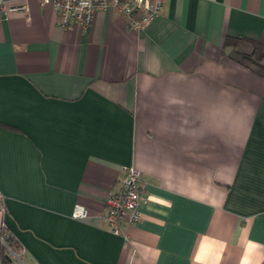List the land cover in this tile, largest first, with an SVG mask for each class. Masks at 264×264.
I'll list each match as a JSON object with an SVG mask.
<instances>
[{
	"label": "crops",
	"instance_id": "1",
	"mask_svg": "<svg viewBox=\"0 0 264 264\" xmlns=\"http://www.w3.org/2000/svg\"><path fill=\"white\" fill-rule=\"evenodd\" d=\"M9 1L28 15L0 17V227L22 262L264 264V60L243 58L264 53V0H163L139 30ZM123 166L143 202L114 234Z\"/></svg>",
	"mask_w": 264,
	"mask_h": 264
},
{
	"label": "built area",
	"instance_id": "2",
	"mask_svg": "<svg viewBox=\"0 0 264 264\" xmlns=\"http://www.w3.org/2000/svg\"><path fill=\"white\" fill-rule=\"evenodd\" d=\"M39 3L50 4L59 16V24L69 27L77 24L88 27L93 21L96 11L109 8L117 9L127 18L129 28L139 30L156 19L163 11V0H39ZM9 12L28 15V6L9 0H0V17ZM119 186L109 192L106 200L105 219L111 233L118 234L123 224H134L140 218L139 206L143 202L140 189V172L133 166H123L120 169ZM88 216L87 209L81 204H75L71 217L83 219ZM11 233L4 223L0 227V240L10 258L9 264H24L23 247L13 250L9 246ZM2 264V263H1Z\"/></svg>",
	"mask_w": 264,
	"mask_h": 264
},
{
	"label": "trees",
	"instance_id": "3",
	"mask_svg": "<svg viewBox=\"0 0 264 264\" xmlns=\"http://www.w3.org/2000/svg\"><path fill=\"white\" fill-rule=\"evenodd\" d=\"M244 41L243 39H238V38H233L230 36H226L224 39L225 45H230L233 49V51L237 48V46ZM251 44L253 46V51L250 55H244L243 58L246 61H253L254 63L258 64V62L264 60V53L262 52V47L257 41H251ZM11 241L9 242V246L13 250H17V248L20 247V244L18 241L12 236H10ZM3 250V259H2V264H9L10 263V258L7 255L5 249L2 247ZM5 251V252H4Z\"/></svg>",
	"mask_w": 264,
	"mask_h": 264
}]
</instances>
